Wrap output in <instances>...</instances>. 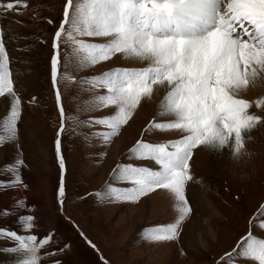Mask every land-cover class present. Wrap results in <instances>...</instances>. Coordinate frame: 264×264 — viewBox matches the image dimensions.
<instances>
[{
    "label": "rangeland",
    "instance_id": "obj_1",
    "mask_svg": "<svg viewBox=\"0 0 264 264\" xmlns=\"http://www.w3.org/2000/svg\"><path fill=\"white\" fill-rule=\"evenodd\" d=\"M7 2L10 0H0V4ZM65 3L66 0H20L16 11L0 8V37L8 53L13 91L21 101L16 138L0 143V169L13 164L19 156L24 185L0 187V210L10 213L0 215V229L23 235L20 218L31 214L32 234L43 237L54 233L51 246L41 249L40 264H217L249 231L264 239V230L258 227L264 223V216L258 215L264 204V107L256 108L254 103L264 97V73L239 93L252 104L250 113L262 118L244 142L247 155L237 159L229 148L195 149L189 161L194 180L185 188L192 212L176 241L147 242L141 237L144 229L176 218L175 202L167 191L157 189L136 202H108L94 194L106 191L108 183L130 186L111 179L117 164L153 166L149 161L129 157L128 150L137 140L161 143L177 139L179 134L144 131L153 119H167L157 115L163 95L159 91L151 98H143L129 124L108 145L103 144L97 133L105 129L88 121L110 115L113 108L95 106V97L104 91L93 88L86 78L115 67L144 65L116 54L108 61L81 68L62 39L54 50L52 42L63 19ZM93 42L103 40L96 38ZM54 53L59 56L57 89L51 78ZM57 90L60 107L56 103ZM10 103L7 93L0 97V136L6 135L3 118ZM61 108L63 177L55 153ZM11 178L10 171L0 172V181ZM21 199L23 207L17 204ZM13 244L12 239L0 236V264H13L16 254L2 251ZM55 249L63 250L57 255L47 254ZM234 264L255 262L235 258Z\"/></svg>",
    "mask_w": 264,
    "mask_h": 264
},
{
    "label": "snow or ice",
    "instance_id": "obj_2",
    "mask_svg": "<svg viewBox=\"0 0 264 264\" xmlns=\"http://www.w3.org/2000/svg\"><path fill=\"white\" fill-rule=\"evenodd\" d=\"M20 6V0L0 4L6 11H16ZM96 38L103 42H93ZM61 39L81 68L108 61L116 54L144 65L115 67L86 78L85 82L93 88L104 91L95 97V106L113 108L110 115L88 121L105 129L97 133L104 145L129 124L143 98L163 92L157 115L167 119H153L144 131H175L178 138L161 143L137 140L128 150L129 157L149 161L153 166L117 164L111 179L130 186L114 187L108 183L106 191L94 195L108 202H136L157 189L167 191L175 202L174 222L146 228L141 237L147 242L176 241L183 222L192 212L185 188L194 180L189 164L194 150L201 146L215 151L229 148L233 157L242 158L247 155L245 140L261 123L262 118L249 111L252 104L239 93L264 73V0H66L63 19L52 42L54 50ZM58 63L59 56L54 53V89ZM8 64L6 45L0 37V97L6 93L11 97L10 110L3 118L6 135L0 136V143L16 138L21 116V101L13 91ZM55 95L60 107V92L57 90ZM254 103L256 108L264 107V97ZM60 115L55 153L63 177L65 163L59 139L64 128L62 108ZM22 166L18 156L13 164L0 169L12 173L11 179L0 181V187H23L19 172ZM63 192L61 181V196ZM17 204L23 207L24 201ZM8 214L7 210H0V215ZM258 215L264 216V204L260 205ZM20 220L23 235L0 229V236L14 241L12 247L2 251L16 254L13 264H40L41 249L51 246L54 233L43 237L32 234L31 214ZM258 227L264 230V223ZM62 250L47 254L57 255ZM235 258H250L255 264H264V239L249 231L217 264H234Z\"/></svg>",
    "mask_w": 264,
    "mask_h": 264
},
{
    "label": "bare ground",
    "instance_id": "obj_3",
    "mask_svg": "<svg viewBox=\"0 0 264 264\" xmlns=\"http://www.w3.org/2000/svg\"><path fill=\"white\" fill-rule=\"evenodd\" d=\"M251 82V81H250ZM263 84V83H262ZM256 89V88H255ZM22 191V190H21ZM209 231H210V229H209ZM213 238H216L215 236H213ZM202 242V241H201Z\"/></svg>",
    "mask_w": 264,
    "mask_h": 264
},
{
    "label": "crops",
    "instance_id": "obj_4",
    "mask_svg": "<svg viewBox=\"0 0 264 264\" xmlns=\"http://www.w3.org/2000/svg\"><path fill=\"white\" fill-rule=\"evenodd\" d=\"M48 251V250H47Z\"/></svg>",
    "mask_w": 264,
    "mask_h": 264
}]
</instances>
